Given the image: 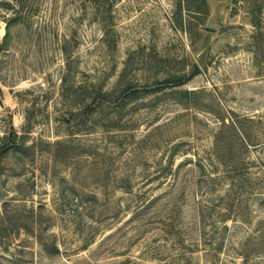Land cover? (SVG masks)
Segmentation results:
<instances>
[{
  "label": "rangeland",
  "instance_id": "rangeland-1",
  "mask_svg": "<svg viewBox=\"0 0 264 264\" xmlns=\"http://www.w3.org/2000/svg\"><path fill=\"white\" fill-rule=\"evenodd\" d=\"M26 2L29 15L9 24L0 8V136L14 129L23 141L0 169V264H264V0L261 12L252 0H206L201 25L184 0H114L105 27L81 1ZM195 65L180 87L140 89ZM80 85L140 90L117 110L83 113ZM229 116L244 119L250 145L225 157L248 168L235 200L221 201L229 179L197 180L222 173L214 139H239L220 131ZM177 168L186 182L173 189ZM128 177L153 197L143 212ZM63 192L91 199L93 217L59 213ZM171 222L179 233L165 232Z\"/></svg>",
  "mask_w": 264,
  "mask_h": 264
},
{
  "label": "trees",
  "instance_id": "trees-1",
  "mask_svg": "<svg viewBox=\"0 0 264 264\" xmlns=\"http://www.w3.org/2000/svg\"><path fill=\"white\" fill-rule=\"evenodd\" d=\"M13 1H16V5L17 8L15 9V5H13ZM77 1H81L82 2V10H83V16H85L87 13V11L90 9H93V16L95 20H98V22L102 25H110V18L109 16L106 15V13L109 11V9L112 6V2L114 0H77ZM184 3L186 4V7L188 10H191L195 13V18H196V24L197 25H201L203 22V18L206 16L207 14V3L206 0H184ZM249 6H252V10L254 12H261L262 8H263V4H260L259 2H257V0H252V3H250ZM0 8L7 10V11H11L12 15L9 17H5L6 18V22L12 23L13 21L21 18V17H25L22 16V12H31V10H27L28 6H27V2L26 0H0ZM26 10V11H25ZM26 15V14H25ZM29 15V13H28ZM27 16V15H26ZM3 18V17H2ZM1 49V47H0ZM62 50L65 51V48L62 47ZM199 72V68L195 65L194 69L189 73V74H181V75H173L167 79H163L162 81H157L155 84L156 86H153L150 88L148 87H141L140 89L143 90V93H149V92H153L155 90H161V89H165L168 88L170 90H172L173 88L176 87H180L181 85H183L184 83H186L188 80L192 79L197 73ZM91 87H87L85 85H80L79 88H77L76 90H73L74 92H78V90L80 89L81 91V97L83 98V113L85 111H88L90 109V112L95 111L96 109H109L110 107L112 109H119L122 107V105L124 104V102L126 101L125 99L128 97L130 98L131 96H133L135 93L139 92V88H134L132 86H127L124 88V90L122 91V95L124 96H114L111 93L105 92L102 90L101 86H97V88L94 89V85H90ZM193 94V92H191ZM189 94V93H188ZM191 97V96H190ZM189 98V96H188ZM107 115L109 114H115V112H106ZM118 118L114 119V123L113 125L116 126L118 125L119 121L121 120V113L117 114ZM228 121H225V119H222V123L220 126V131L222 130H228L231 134L236 135L237 138L239 139H235L237 141L232 140H228L225 142V139H214V147L217 149V153L215 154L216 156V163L221 164L222 166H224V169L222 170V173L219 174H210V175H202V173H200L198 180L197 181H202L203 184H206V186H214L215 184H218L219 181H221L222 179H229V185H228V189L227 192L225 193V195H220L219 199L225 200H235L236 198V193L239 192V190H243L239 187V184L242 183L243 185H245L243 182H241L240 180L244 181L247 177L245 172H242L245 168H248L246 166V164H241L238 163V161L234 160V157H225V152L230 151L232 148L234 149V147H236V144L238 146V143L241 145L239 146V148L241 147L242 149L245 147H248L250 145V143L247 141V139L245 138V133L242 132L243 128V123L242 121L244 119H241L239 117H227ZM109 126V125H108ZM19 135L17 134V132L14 129H11V131L5 135V136H0V169L2 168V161L3 158L5 157V155L11 151L12 149H16L19 148L23 145V141L19 140ZM225 143V144H224ZM224 144V145H223ZM254 145V144H253ZM230 162V163H228ZM210 166V164H209ZM199 167H202L201 165H199ZM179 171L178 168L177 170H175V172H168V175L170 176V179L172 178V184H170L173 189H175V187H177L178 184V179L179 177ZM183 178V177H182ZM197 179V178H196ZM202 179V180H201ZM240 179V180H239ZM130 178L128 177L124 182H120L122 184V186L124 185L125 187V192L128 193L131 196V201L134 203L133 208L136 212H143L144 209H146L147 207H150V205H152V203L154 202L153 200H151L152 198H148L147 194L145 192H134L132 189V186H130ZM169 181V180H168ZM184 181L186 182V179H183L180 184ZM258 182V180L256 181ZM264 181L260 180V184H263ZM197 184V182H196ZM179 187V186H178ZM172 189V190H173ZM90 194H87V196ZM83 195H79L78 199L74 198H70L69 195L65 194V192L62 193L61 195V202L60 205H57L55 208L56 210H58V212H62L65 213V215L67 216H74L78 214V209L82 210V214H86L89 217H93V215L95 214V203H93V205H89L87 202H91L92 200L89 198H83ZM94 196V195H92ZM147 196V197H146ZM227 196V198L225 197ZM71 200L73 202H71ZM91 200V201H90ZM78 202V204H76ZM70 205H75V209L71 212H69L67 214V210H70ZM237 205V204H234ZM63 206V207H62ZM233 204L231 203L229 205L230 209L232 208ZM65 207V208H64ZM76 207H80V208H76ZM79 215H81V212H79ZM171 216V215H170ZM88 223H84L89 225L88 227L90 229H98L97 227H94L93 225H91L89 221L85 220ZM167 228H165V232L166 233H170V234H177L179 233L177 231V229L175 228L174 224L171 223H166ZM94 231L91 232L87 239L85 240V244H87L93 237ZM173 234V235H174ZM91 237V238H90ZM90 238V239H89ZM37 243L40 245L42 251L48 255V256H53V255H58L60 253V247L59 245L54 241H47L45 239H41L38 238L37 239ZM159 249V248H157ZM162 250V249H159ZM163 251V250H162Z\"/></svg>",
  "mask_w": 264,
  "mask_h": 264
}]
</instances>
